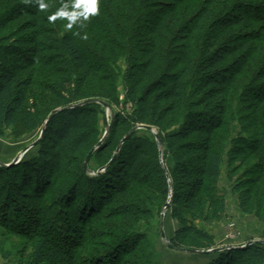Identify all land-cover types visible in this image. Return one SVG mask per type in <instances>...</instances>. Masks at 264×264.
<instances>
[{
    "label": "trees",
    "instance_id": "trees-1",
    "mask_svg": "<svg viewBox=\"0 0 264 264\" xmlns=\"http://www.w3.org/2000/svg\"><path fill=\"white\" fill-rule=\"evenodd\" d=\"M42 2L43 10L37 0H0V137L46 125L34 156L0 165V221L35 240L24 264H128L139 251L130 264H157L136 225L171 193L181 224L172 246H214L197 221L224 213L217 184L226 161L231 173L242 170L234 189L243 211L264 220V0H100L88 20L81 0ZM61 10L76 19L72 27L67 17L49 22ZM121 59L132 110L115 113L91 173L84 161L104 136V106L67 108L46 121L84 100L120 106ZM235 121L241 132L233 137ZM139 124L158 128L164 162L171 156L174 165L164 167L156 135L138 129L97 173ZM22 185L39 198V214ZM55 205L57 214H42ZM73 223L76 233L67 234ZM101 235L110 244L98 255L91 248ZM204 254L217 255L208 264H264V243Z\"/></svg>",
    "mask_w": 264,
    "mask_h": 264
},
{
    "label": "rangeland",
    "instance_id": "rangeland-1",
    "mask_svg": "<svg viewBox=\"0 0 264 264\" xmlns=\"http://www.w3.org/2000/svg\"><path fill=\"white\" fill-rule=\"evenodd\" d=\"M126 69V60H119L115 67V71L116 73L118 72L119 75V98L123 103L120 106H116L115 104L106 101L108 104H110V108L104 107V110L100 115L101 130L104 134L107 128V124H112V120L116 112H122L124 114L131 113L132 105L130 102H127L125 100ZM59 108H56L55 110ZM154 128L156 129V131H158L157 127L154 126ZM41 130L31 131L18 136L15 134V130L13 128L8 129L5 135L3 137H0V161L6 164H10L18 155L24 152L27 146H29L39 138ZM240 132V122L235 121L232 124L233 137L238 136ZM37 151V146L32 147L29 151L24 153L23 158H31L37 153ZM20 161H18L16 164H18ZM173 165V158L171 156H168L164 162V166L168 168ZM230 167L231 166L229 165L228 161H226L223 169V175L221 177V180L217 184L218 193L221 196H224L226 200L225 210L222 214L221 219L209 224L203 222L202 220L197 221V224L201 229L208 231L214 236V246L204 249H194V247H192L188 250H210L218 247H230V249H232L236 247H245L249 244V242L254 240H264V220L258 218L253 213L243 211L241 207L240 191H236L234 189L236 181L242 174V170L239 171V175L233 174L231 173ZM27 188L28 187L25 185H22L21 187L22 191L27 196L24 197L23 200L36 211V214H39V211L41 210L39 198H37L35 193ZM169 198L170 207L166 211L164 217V231L166 237L162 236L161 231L162 212L165 205L163 206V208H159L158 206L153 207L152 215L149 218H141L136 225V231L145 237V243L142 246V250L143 248H145V250L147 249V251L152 253L157 264H208V262H210L217 255L185 251L174 248L172 246L171 239L172 237H174L176 230L181 227V224L179 220L174 218L172 215V193L170 194ZM52 199L54 201L56 200V198L53 196ZM64 210V212H66L70 209L66 207ZM52 211L53 213L56 211V214L57 212H59L56 205L55 209L46 208L45 213L43 212L42 214H45L46 216L48 214H51ZM51 215L53 216L54 214ZM75 226L76 224L73 223V227H71V229H68L69 232L67 231V234H75ZM77 227L79 228L77 235H82L85 237V235H83L82 224L77 223ZM25 231L26 229L22 225L21 227H7L4 223H2V220L0 221V264L25 263L28 255L33 249V242L35 241L34 239L26 236L28 235V233H26ZM101 233L105 236L106 234H110L108 230H102ZM109 244V241L107 239H103L101 235V238H99L97 241L92 242L91 250H93V253L99 255L100 253H103L108 249ZM140 254L141 252L139 251L128 257V264H130V262L132 263L133 261L137 262L138 260L135 258Z\"/></svg>",
    "mask_w": 264,
    "mask_h": 264
},
{
    "label": "water",
    "instance_id": "water-1",
    "mask_svg": "<svg viewBox=\"0 0 264 264\" xmlns=\"http://www.w3.org/2000/svg\"><path fill=\"white\" fill-rule=\"evenodd\" d=\"M92 102H98V103H101L105 108H110V104H108L104 100H100V99L84 100V101L76 103V104H74L72 106H68V107H65V108H59V109L55 110L54 112H52L49 115V117H48V119L46 121V124L49 123V121L53 118V116L55 114H57L58 112H60V111H62L64 109L71 108V107H76V106H81V105H84V104H87V103H92ZM110 129H111V124L108 123L103 138L100 140V142L97 144V146H95L89 152V154L87 155V157H86V159L84 161V167H85L86 171L91 172V173H95L93 170H91L89 168V162H90L91 156H92L93 152L105 141V138L109 134ZM138 129H147V130H150L151 132H153L156 135V138H157V141H158V144H159V147H160V151H161V154H160L161 162H162V164H164V162H163V151H162V148L164 146V142H163L161 136L158 134V132L156 131V129L153 126L146 125V124H139V125H136L129 133H127L126 136H124V138L121 140V142H120V144H119V146L117 148V151H116L115 155L113 156L112 160H110V162L106 166L100 168L97 173L103 172L106 169V167L110 163H112V161L116 158L117 153L119 152V150L121 148V145ZM45 130H46V125L42 128L39 138L35 142H33L32 144L27 146V148L24 150V152H22V154L18 155L10 164H6V163H3V162L0 161V165H2V166H11V165L16 164L18 161H20L23 158L24 153H26L32 147L37 145V143L43 137ZM169 207H170V198L166 202V204L164 206V209H163V212H162L161 231H162V236L163 237H166L165 231H164V217H165L166 211L169 209ZM256 242L264 243V240H254V241L249 242V244L256 243ZM226 249H230V247H218V248H213V249H210V250H189V251L197 252V253H210V252H213V251H222V250H226Z\"/></svg>",
    "mask_w": 264,
    "mask_h": 264
},
{
    "label": "clouds",
    "instance_id": "clouds-1",
    "mask_svg": "<svg viewBox=\"0 0 264 264\" xmlns=\"http://www.w3.org/2000/svg\"><path fill=\"white\" fill-rule=\"evenodd\" d=\"M81 2L86 3L88 5L87 12L81 14L83 16L84 20H88L89 16H93V15H96L99 13V11H100V0H81ZM37 3H38L39 8L41 10H43L47 7V5L42 2V0H37ZM79 6H80V4L77 3L76 7H79ZM65 17H67L69 19L68 27H72V25L74 23H76V19L69 17L68 14L62 10L54 13L53 15H50L48 17V20H49V22H54L58 18H65Z\"/></svg>",
    "mask_w": 264,
    "mask_h": 264
}]
</instances>
